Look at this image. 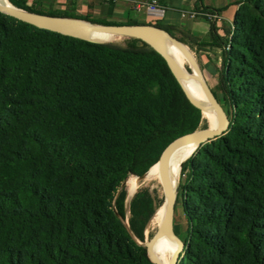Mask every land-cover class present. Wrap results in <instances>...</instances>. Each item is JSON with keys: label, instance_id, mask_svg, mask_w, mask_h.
<instances>
[{"label": "trees", "instance_id": "trees-1", "mask_svg": "<svg viewBox=\"0 0 264 264\" xmlns=\"http://www.w3.org/2000/svg\"><path fill=\"white\" fill-rule=\"evenodd\" d=\"M238 5L223 36L211 21L231 127L182 164L177 264H264V0ZM201 124L148 43L90 42L0 12V264H155L145 230L161 205L135 198L128 226L120 189Z\"/></svg>", "mask_w": 264, "mask_h": 264}, {"label": "water", "instance_id": "water-1", "mask_svg": "<svg viewBox=\"0 0 264 264\" xmlns=\"http://www.w3.org/2000/svg\"><path fill=\"white\" fill-rule=\"evenodd\" d=\"M0 12L29 23L35 27L90 42L112 44L109 42L98 41L94 38L96 34H106L135 38L152 45V47L156 49L167 61L190 104L198 112L201 124L202 122H208L209 117L207 112L200 105L198 96L193 94L192 84L196 83L200 87L202 93L205 95V98L210 104L213 114L218 119L217 125L214 128L202 131L199 130L198 127L195 132L177 138L159 153L150 169L161 171L163 163L171 151H176L178 153L192 152V156L193 153L204 144L223 136L229 131L231 121L218 98L209 89V82L199 58L185 41L181 40L171 31L154 24L138 23L106 25L80 18L40 15L26 11L14 4L10 6L0 4ZM158 46L172 48L183 55L189 63L191 74L186 76L182 73L177 64L172 63L173 65H171V58L169 59L168 55L161 51ZM176 206L177 192L169 193L166 201L165 221L163 227L155 233L150 241L144 242L149 258L155 264H160V262L152 248L162 237L173 238L176 242V249L171 256L169 264H177L178 258L184 250V241L174 229Z\"/></svg>", "mask_w": 264, "mask_h": 264}, {"label": "crops", "instance_id": "crops-1", "mask_svg": "<svg viewBox=\"0 0 264 264\" xmlns=\"http://www.w3.org/2000/svg\"><path fill=\"white\" fill-rule=\"evenodd\" d=\"M28 6H39L42 10L50 11L57 15H67L90 20L99 19L112 24H128L129 20L138 23L150 24L146 15L135 10V2L145 0H25ZM168 7L165 18L160 21L171 27L177 37L183 38L191 49L197 54L204 71L219 79V70L222 64L221 49L212 44L211 21L205 17L196 19L183 18L182 11H198L208 9L222 16V21L216 23L220 36L225 29L233 25L235 14L238 10V2L241 0H158ZM89 21V20H88ZM174 34V35H175ZM190 37L197 42L190 40Z\"/></svg>", "mask_w": 264, "mask_h": 264}, {"label": "bare ground", "instance_id": "bare-ground-1", "mask_svg": "<svg viewBox=\"0 0 264 264\" xmlns=\"http://www.w3.org/2000/svg\"><path fill=\"white\" fill-rule=\"evenodd\" d=\"M0 4L7 6L12 5L8 0H0ZM112 37L113 35L96 34L94 38L98 41L107 42ZM158 48L161 51H163L165 54H167L169 59L171 58L170 59L171 65H173L174 63L177 64L181 69L182 73L186 76H189L191 74V71L189 70L190 69L189 63L183 55H181L179 52H177L172 48H164L162 46H158ZM187 67L189 68L188 70ZM209 89L211 90L210 87ZM192 92L193 94L198 96L200 105L207 112V115L209 117L208 120L209 127L199 130L202 131L209 128H214L218 123V119L213 114L209 102L207 101L205 95L202 93L200 87L196 83L192 84ZM191 154L192 152L178 153L176 151H171L167 155L161 171L150 169L145 174L146 176L144 178V184L146 185L152 184L153 187H157L161 192L164 191L166 192V197L163 204L157 208L152 219L147 224V229L149 231L157 232L163 227L165 221L167 196L169 193L177 192V188L179 187L178 185H179V173H180L181 163L185 161L187 158H189ZM126 183L129 191L128 198L130 199L138 187L136 182V177L133 176L130 179H127ZM152 249L153 252L159 258L160 264H169L171 256L173 255L176 249V242L173 238L162 237L154 244Z\"/></svg>", "mask_w": 264, "mask_h": 264}, {"label": "rangeland", "instance_id": "rangeland-1", "mask_svg": "<svg viewBox=\"0 0 264 264\" xmlns=\"http://www.w3.org/2000/svg\"><path fill=\"white\" fill-rule=\"evenodd\" d=\"M11 2V1H10ZM12 3V2H11ZM14 3H12L13 5ZM15 5V4H14ZM17 6V5H15ZM20 8V7H19ZM171 32L173 34L174 31L171 30ZM176 35V34H175ZM142 40L139 39H135V38H129V37H125V36H113L109 41V43H113V44H117V45H121V46H130L131 44H141ZM152 47V45H150ZM190 46V45H189ZM191 48V47H190ZM193 50V49H192ZM193 52L196 54V56L198 57V54L193 50ZM189 68L187 67V70ZM190 70V69H189ZM207 79H208V84L209 87L211 88L213 93H217V89L216 86L218 84V77H216L217 79L214 80V77L207 74ZM209 124L208 122H203L200 126L199 129H204V128H208ZM187 161V160H186ZM184 162V161H183ZM180 166V173H179V184L181 182V180L184 178V176H181V170H182V164ZM135 175H131L128 179H130L131 177H133ZM146 175L143 176H135L136 177V182H137V189L135 191V193L132 195V197L129 199L128 198V186H127V180L126 182L123 184V186L121 187V191L124 192L125 196H126V200H125V205H126V218H125V223L130 226L131 224V220H132V216L130 214V204L131 202L138 197L141 196H145L147 197L145 194H147L154 202L155 204H157L158 206L162 205L165 197H166V192H161L157 187H153L152 184L151 185H146L144 184V178ZM140 183V184H139ZM142 183V184H141ZM179 186V185H178ZM150 188V189H149ZM142 192V193H140ZM145 193V194H144ZM161 193V194H160ZM174 229L176 230V232L180 235H183L186 229V220L184 218V215L182 214V206L180 203L177 204L176 206V212H175V218H174ZM156 232H152L149 231L147 229L146 226V230H145V241H150L153 236L155 235Z\"/></svg>", "mask_w": 264, "mask_h": 264}, {"label": "built area", "instance_id": "built-area-1", "mask_svg": "<svg viewBox=\"0 0 264 264\" xmlns=\"http://www.w3.org/2000/svg\"><path fill=\"white\" fill-rule=\"evenodd\" d=\"M109 2L113 0H107ZM135 10L139 13H143L146 15L147 19L149 20L150 24H156L162 21L167 12L168 7L162 5L158 0H145V1H138L135 2ZM181 15L183 18H191L196 19L198 17H205L213 22H221L222 16L217 13H209V12H199V11H182Z\"/></svg>", "mask_w": 264, "mask_h": 264}]
</instances>
